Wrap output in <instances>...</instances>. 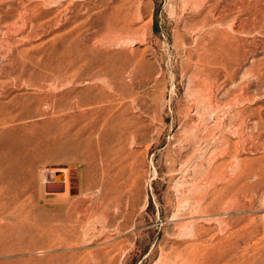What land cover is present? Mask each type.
Segmentation results:
<instances>
[{
  "label": "rangeland",
  "instance_id": "1",
  "mask_svg": "<svg viewBox=\"0 0 264 264\" xmlns=\"http://www.w3.org/2000/svg\"><path fill=\"white\" fill-rule=\"evenodd\" d=\"M0 123V264H264V0H0Z\"/></svg>",
  "mask_w": 264,
  "mask_h": 264
},
{
  "label": "bare ground",
  "instance_id": "2",
  "mask_svg": "<svg viewBox=\"0 0 264 264\" xmlns=\"http://www.w3.org/2000/svg\"><path fill=\"white\" fill-rule=\"evenodd\" d=\"M6 116V115H5ZM1 124V123H0ZM2 124H3V122H2ZM4 129V128H3ZM0 135H1V133H0ZM6 136V135H5ZM5 136H4V139H5ZM1 137V136H0ZM8 139H10V138H8ZM1 140H3V139H1ZM7 140V139H6ZM13 141V140H12ZM8 142V141H7ZM4 143H5V141H4ZM14 143V142H13ZM17 144V143H16ZM15 144V145H16ZM23 161V160H22ZM25 161V160H24ZM21 162V161H20ZM21 163H23V162H21ZM21 163H19V161H18V158H16V157H12L11 156V153H5L4 155L3 154H1L0 153V172L2 171V172H5V174H6V176H3L4 178L6 177L7 178V180L9 181V182H13L14 183V181H17L18 179H20L22 176H21V174H22V172H21V170H20V168H21ZM24 170V169H23ZM93 171V170H92ZM2 172H1V174H2ZM57 173H54L55 175H57V174H62L63 175V181L62 182H55V183H52V184H48V185H45L44 184V188H46V189H48L49 191H53V189H54V191L53 192H58V193H56V194H67L68 193V184H67V176H66V172H65V170H57L56 171ZM92 173H94V172H92ZM4 174V175H5ZM6 178L4 179L5 181H6ZM57 178H60V176H58ZM0 179H1V177H0ZM17 179V180H16ZM2 180V179H1ZM4 180L2 181L3 183H4ZM57 181V180H56ZM46 182V181H45ZM93 181L92 180H90V181H88L87 183H88V185H89V187H91L92 189L93 188H96L97 187V185H96V183H92ZM44 183V182H43ZM0 184H1V182H0ZM9 185V184H8ZM99 187V186H98ZM13 189V188H12ZM45 189V190H46ZM61 190H63V193H61ZM3 198V196L1 197V199ZM4 199V198H3Z\"/></svg>",
  "mask_w": 264,
  "mask_h": 264
},
{
  "label": "water",
  "instance_id": "3",
  "mask_svg": "<svg viewBox=\"0 0 264 264\" xmlns=\"http://www.w3.org/2000/svg\"><path fill=\"white\" fill-rule=\"evenodd\" d=\"M58 176H60V179L63 180V175H62V174H57V175H55V178L57 179ZM47 190H48V189H47ZM53 191H54V189H53ZM49 192H50V191H49Z\"/></svg>",
  "mask_w": 264,
  "mask_h": 264
}]
</instances>
